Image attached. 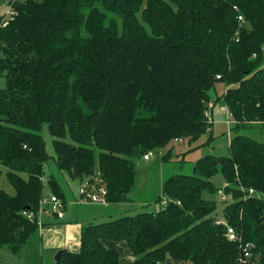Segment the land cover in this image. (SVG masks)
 Segmentation results:
<instances>
[{"label":"trees","instance_id":"1","mask_svg":"<svg viewBox=\"0 0 264 264\" xmlns=\"http://www.w3.org/2000/svg\"><path fill=\"white\" fill-rule=\"evenodd\" d=\"M11 2L17 14L0 26V165L15 193L0 189V247L22 252L39 229L26 206L64 199L45 175L44 124L68 181L104 185L108 203L130 202L136 159L160 149L168 161L176 142L211 131L221 80L236 131L229 153L170 175L157 211L88 223L79 249L56 264H119L105 240L126 242L130 264H238L243 241L264 264V141L249 133L264 126V0ZM218 173L232 197L223 220ZM228 225L241 241L228 239Z\"/></svg>","mask_w":264,"mask_h":264},{"label":"rangeland","instance_id":"2","mask_svg":"<svg viewBox=\"0 0 264 264\" xmlns=\"http://www.w3.org/2000/svg\"><path fill=\"white\" fill-rule=\"evenodd\" d=\"M10 11L11 6L5 0H0V14L3 15L4 13H6V15L9 16ZM5 84V77L1 75L0 88L4 87ZM225 87V83L219 80L217 81L215 88L213 89L212 95L214 99H216L217 97L218 99H216L213 105L209 107V115L213 122V126L210 132L204 133L198 140L192 143H190L189 140L185 139L183 140L184 144L178 146V142H176L174 144V149L172 153L173 155H170L168 161H164L162 159L163 151L160 149L159 151L150 152V159L148 161L144 160L143 156L136 159L135 170L138 178L136 188H134L130 196H132V194L137 195L136 192H139V196H141L143 195L142 190L145 189L148 191V194L150 195L153 201L151 203V207L137 206L135 210L131 213L137 214L141 211H157L161 209L162 204L159 201L161 194L159 193L160 191H162L164 181L170 175L178 172L191 173L196 161L206 154L227 155L229 153L230 140L236 134V131L233 129L234 123L232 122L231 116L225 110ZM257 129V131L254 130L252 132H249L250 135L260 141H264V126L262 128ZM41 134L45 139L46 149L50 154L49 159L45 163V175L47 179H49L51 176L57 179L62 190L64 191V200L67 202L63 208L59 207V209L64 210L65 213L71 212L73 214H77L79 212L80 214V212L82 213L81 209L83 208V212H87L86 215H90L93 209H95L94 211H96V208H99L100 210L101 206L107 205L102 202H96L81 198L79 188L82 186L83 183L81 185H78L77 181H74V183L72 184L76 185L71 186L68 182L72 181H68V176L66 175L67 173L58 167L56 159L53 156L55 153L53 145L54 136L50 133L47 124H44L41 130ZM67 140H70L69 137H67ZM0 168L2 169V175L0 178V189H4L10 194L15 193L13 186L9 183L6 177V168L2 167L1 165ZM213 181L215 185L219 188L218 194L216 196V198L218 199V210L220 213V216L218 218L223 220V216L221 213H223L226 204L232 201V197L231 194L229 195L224 190V188L226 187V183L221 173L216 174L213 177ZM223 194L225 195V200L221 198ZM204 197L215 199V197L208 194L207 192H204ZM111 204L114 205L115 203ZM122 207H124V204L122 205ZM49 209L52 210V207H49ZM110 210H115V207H111ZM113 218L114 217H111L110 219ZM64 221L67 220L65 219ZM127 248L129 249L128 246ZM119 249L122 250L123 255L126 254V247L121 246ZM129 251L132 253L130 249ZM125 259L126 256L124 255V260ZM48 261L49 260H47V263ZM0 264H26V259L21 254V252L15 253L11 250L9 246H2L0 247ZM160 264H191V262L179 261L171 257H167V259Z\"/></svg>","mask_w":264,"mask_h":264},{"label":"crops","instance_id":"3","mask_svg":"<svg viewBox=\"0 0 264 264\" xmlns=\"http://www.w3.org/2000/svg\"><path fill=\"white\" fill-rule=\"evenodd\" d=\"M183 144L184 141H178V146ZM143 159L148 161L150 158L146 159L144 157ZM68 183L71 186L76 185L72 184L74 181ZM77 183L78 185H81L85 182L77 181ZM136 193L137 195L132 194V201L130 202L116 203L114 205L107 203V205L101 206L100 210L99 208H96L97 212L94 211L95 209H93L90 215H86L87 212H83L84 210L82 208V213L80 212V214L79 212L77 214L68 212L65 213L64 217L61 219L55 217L47 218L42 228L38 229V232L32 236V239H30L21 252V254L26 259V264H56V260L54 261V256L60 249H68L73 251H77L79 249L82 230L88 223L105 221L120 214L131 213L137 206H152L151 203L153 200L151 199L147 190L143 189V195L141 196H139V192ZM159 194L162 195V191H160ZM46 198H49V196ZM64 202L65 204L67 203L65 200ZM123 204L124 207H122ZM111 207H115V210H110ZM221 214L223 216V213ZM62 219H66L67 221ZM104 244L108 248H115L119 250L121 253L119 264H130V262L135 258L127 248V243L124 241L105 240ZM121 246H124L127 249L126 254H124L126 256L125 260L122 250L119 249ZM47 260H49L48 263Z\"/></svg>","mask_w":264,"mask_h":264},{"label":"built area","instance_id":"4","mask_svg":"<svg viewBox=\"0 0 264 264\" xmlns=\"http://www.w3.org/2000/svg\"><path fill=\"white\" fill-rule=\"evenodd\" d=\"M6 2L11 6L10 15L7 16L6 14L2 17L0 21V26H6L10 19L14 17L17 12L13 6V3L11 0H6ZM241 18V16H240ZM146 159L150 157L149 154L144 156ZM80 193L81 198H85L88 200L96 201V202H102L107 204V189L104 185L101 186H90L88 182L84 183L80 187ZM223 193V192H222ZM254 189H250V194H254ZM223 200H225V195L223 194L221 196ZM166 201H164L165 203ZM65 206L64 200L62 198L50 195L49 198H44L40 205L38 206L37 210H31L26 209L23 211V214L26 215L29 219H36L39 225V228H42L44 223L46 222L47 218H63L65 211L62 209H59V207L63 208ZM49 207H52V210L49 209ZM223 222L221 220H218L217 223ZM226 235L229 240L232 241H241L242 238L238 234L236 228L234 226L228 225ZM244 242V241H243ZM242 242V256H240L239 263L238 264H256L253 259V244L250 242L243 243Z\"/></svg>","mask_w":264,"mask_h":264},{"label":"water","instance_id":"5","mask_svg":"<svg viewBox=\"0 0 264 264\" xmlns=\"http://www.w3.org/2000/svg\"><path fill=\"white\" fill-rule=\"evenodd\" d=\"M26 209H30V206H26ZM66 250H67V249H60V250L56 253V255H55V260H56V262L59 261L61 254H62L64 251H66Z\"/></svg>","mask_w":264,"mask_h":264}]
</instances>
